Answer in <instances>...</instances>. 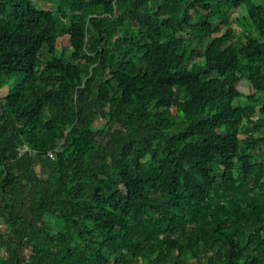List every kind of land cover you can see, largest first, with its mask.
<instances>
[{
	"label": "trees",
	"instance_id": "16d2710c",
	"mask_svg": "<svg viewBox=\"0 0 264 264\" xmlns=\"http://www.w3.org/2000/svg\"><path fill=\"white\" fill-rule=\"evenodd\" d=\"M45 1L0 0V264H264V0Z\"/></svg>",
	"mask_w": 264,
	"mask_h": 264
},
{
	"label": "rangeland",
	"instance_id": "374dc122",
	"mask_svg": "<svg viewBox=\"0 0 264 264\" xmlns=\"http://www.w3.org/2000/svg\"><path fill=\"white\" fill-rule=\"evenodd\" d=\"M38 2V4L40 5V7H42L43 9H48V8H52L54 7L52 5V3H50L49 1H45V0H36ZM246 13L245 9H241L240 12L236 13V17L237 16H240L242 14ZM237 29V27H236ZM246 81H243L240 85V92L243 94V95H248L249 94V88H248V85L245 83ZM42 175L45 176V173H42Z\"/></svg>",
	"mask_w": 264,
	"mask_h": 264
},
{
	"label": "built area",
	"instance_id": "2783aa9c",
	"mask_svg": "<svg viewBox=\"0 0 264 264\" xmlns=\"http://www.w3.org/2000/svg\"><path fill=\"white\" fill-rule=\"evenodd\" d=\"M51 158H53V155H50ZM0 261H1V254H0Z\"/></svg>",
	"mask_w": 264,
	"mask_h": 264
}]
</instances>
